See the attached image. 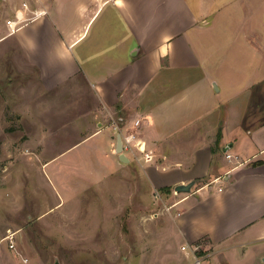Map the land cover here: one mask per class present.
Returning <instances> with one entry per match:
<instances>
[{
    "label": "crops",
    "instance_id": "obj_1",
    "mask_svg": "<svg viewBox=\"0 0 264 264\" xmlns=\"http://www.w3.org/2000/svg\"><path fill=\"white\" fill-rule=\"evenodd\" d=\"M241 4L46 0L11 32L46 88L79 76L93 87L98 118L106 110L123 130H136L153 155L143 171L157 176L153 191L174 192L180 242L200 245L217 264L244 262L257 248L264 255L255 246L264 243V86L255 90L259 80L250 76L238 89L253 68L236 44L243 35L208 23L230 18ZM190 183V193H175Z\"/></svg>",
    "mask_w": 264,
    "mask_h": 264
},
{
    "label": "rangeland",
    "instance_id": "obj_2",
    "mask_svg": "<svg viewBox=\"0 0 264 264\" xmlns=\"http://www.w3.org/2000/svg\"><path fill=\"white\" fill-rule=\"evenodd\" d=\"M44 2L0 0V264H192L174 229V192L153 191L157 176H145L139 150H123L129 163L115 152L117 134L133 129H116L106 110L98 118L93 87L79 76L46 88L12 36ZM208 23L243 35L236 44L253 68L238 89L254 76L260 90L264 0H242L230 18ZM258 251L236 264H264Z\"/></svg>",
    "mask_w": 264,
    "mask_h": 264
},
{
    "label": "built area",
    "instance_id": "obj_3",
    "mask_svg": "<svg viewBox=\"0 0 264 264\" xmlns=\"http://www.w3.org/2000/svg\"><path fill=\"white\" fill-rule=\"evenodd\" d=\"M113 123L116 129L122 131V128L117 123H115V121ZM134 125L135 127H138L140 125V120L135 121ZM120 135L121 137L123 136L122 137L123 150L130 149V151H132L134 147L144 155L143 158H145L147 161L152 159L153 157L152 153L146 151L144 144H142V142L138 140L136 130H132L130 134L127 136L123 134H120ZM141 145L143 146V148H141ZM140 159H142L141 156H140ZM226 159L229 161H233L237 159V157H235L234 155L230 153H227ZM218 180L219 179H216L213 182L206 184L205 187L209 188L210 186L215 185L216 183L219 182ZM219 191H221V189ZM157 197H160V195L157 194ZM181 250L187 255V257H191L193 259L192 264H210L209 254L203 253L202 247L198 244H185L181 247Z\"/></svg>",
    "mask_w": 264,
    "mask_h": 264
},
{
    "label": "water",
    "instance_id": "obj_4",
    "mask_svg": "<svg viewBox=\"0 0 264 264\" xmlns=\"http://www.w3.org/2000/svg\"><path fill=\"white\" fill-rule=\"evenodd\" d=\"M116 148L115 152L119 156V159L123 163H129L128 157L123 153V141L120 134H118L116 137ZM194 183H190L188 185H181L175 188V192L177 193H190L191 189L193 187Z\"/></svg>",
    "mask_w": 264,
    "mask_h": 264
},
{
    "label": "trees",
    "instance_id": "obj_5",
    "mask_svg": "<svg viewBox=\"0 0 264 264\" xmlns=\"http://www.w3.org/2000/svg\"><path fill=\"white\" fill-rule=\"evenodd\" d=\"M220 139H221V131L218 132L216 143H219Z\"/></svg>",
    "mask_w": 264,
    "mask_h": 264
}]
</instances>
